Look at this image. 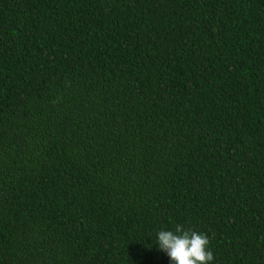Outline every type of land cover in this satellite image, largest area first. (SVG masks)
<instances>
[{
  "label": "trees",
  "instance_id": "trees-1",
  "mask_svg": "<svg viewBox=\"0 0 264 264\" xmlns=\"http://www.w3.org/2000/svg\"><path fill=\"white\" fill-rule=\"evenodd\" d=\"M264 264V0H0V264Z\"/></svg>",
  "mask_w": 264,
  "mask_h": 264
},
{
  "label": "clouds",
  "instance_id": "clouds-1",
  "mask_svg": "<svg viewBox=\"0 0 264 264\" xmlns=\"http://www.w3.org/2000/svg\"><path fill=\"white\" fill-rule=\"evenodd\" d=\"M157 243L172 264H210L214 259L209 237L182 225H176L174 231L160 230Z\"/></svg>",
  "mask_w": 264,
  "mask_h": 264
}]
</instances>
